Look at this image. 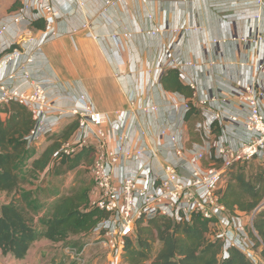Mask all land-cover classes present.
Here are the masks:
<instances>
[{
  "label": "crops",
  "instance_id": "1",
  "mask_svg": "<svg viewBox=\"0 0 264 264\" xmlns=\"http://www.w3.org/2000/svg\"><path fill=\"white\" fill-rule=\"evenodd\" d=\"M15 1L19 9L20 0H0V24L12 25L14 11L8 9ZM78 1L83 6H76L73 16L59 19L53 33L32 27L28 30L39 40L38 66L43 77L51 82L47 94L57 108H80L79 96L84 95L87 103L104 116V127L110 136L128 132L135 147L156 153L152 159L121 162L113 170L116 179L129 170L138 171L143 167L152 176L161 175L166 157L159 137L162 121L176 124L186 158L203 167L219 166L213 161L216 146L226 144L238 148L247 138L242 127L247 107L239 105L233 97L247 85L264 92V70L255 74V66L264 64V1L259 23L249 15H236L251 11L254 0H125L107 14L102 12L105 0ZM83 23L89 24L88 31L100 41L87 37L85 30L71 32ZM190 27H197L198 31L183 35L170 33L172 28ZM152 29L160 32L156 36L144 34ZM125 31L132 35L131 44L122 37ZM258 34L262 37L260 43L230 41L234 37L251 38ZM212 39L227 42L214 46ZM172 59L196 63L195 68L181 66L178 71L182 83L196 86L198 98L227 99L226 104L218 106L219 111H224L220 119L216 114L197 113L191 122V135L182 114L171 113L172 103L180 97L166 94L160 84L162 75L171 68ZM11 70L5 69L0 77ZM115 72L129 75L132 84L126 86L118 81ZM131 101L138 111L134 117L128 113ZM151 105L158 107V114L143 112ZM258 105L264 114V98L258 97ZM225 113L237 115L239 123L228 122ZM69 120L66 116L61 118L56 131ZM109 145L114 147L110 140ZM198 153H202V161L195 160ZM225 227L226 220L221 218L216 228L224 230ZM228 230L229 237L240 249L253 256L258 264H264L258 250L252 248V234L240 238L230 227Z\"/></svg>",
  "mask_w": 264,
  "mask_h": 264
},
{
  "label": "built area",
  "instance_id": "2",
  "mask_svg": "<svg viewBox=\"0 0 264 264\" xmlns=\"http://www.w3.org/2000/svg\"><path fill=\"white\" fill-rule=\"evenodd\" d=\"M124 1L105 0L102 12L110 13L116 5ZM263 1L254 0V8L251 11L236 13V15L238 17L249 15L256 23L261 22ZM76 6L82 7L83 4L78 0H20V8L11 15L12 25L19 28L14 29L12 25L6 23L0 24V73L7 68L12 69L5 76L0 77V117H7L2 109L10 104L25 107L30 112L33 122L26 139L33 144L54 135L56 124L64 116L70 121L77 122L76 132L63 146L62 151L65 155H70L86 146H92L95 149V157L89 167L93 186L88 208L103 214L93 231L100 235L101 244L107 256L114 259L120 258L124 240L134 236L135 223L142 218L161 217L179 221L199 217L213 222L215 235L222 239L225 248L235 247L253 260L251 255H247L229 237L228 227L240 238L249 233L255 235L252 228L254 214H249L247 222L249 229H247L243 215L228 211L220 201L218 192L223 186V180L229 168L234 163H247L252 160L264 163V114L258 105V97L264 98V92L257 91L253 85H247L234 94L235 101L247 107L242 127L248 136L238 148L226 144L215 147L213 161L219 166L203 167L189 161L185 156V150L179 144L176 124L162 121L159 137L166 150V157L161 175L152 176L149 169L143 167L138 171L129 170L125 176L116 179L113 170L121 162L141 158L152 159L156 157V153L135 147L128 132L110 136L104 127L106 123L104 116L87 103L84 95L79 96L80 108L68 110L57 108L47 94L52 86L51 82L43 77L38 66L36 54L39 40L28 30L32 27L33 21L40 18L45 25L42 31L53 33L55 23L63 16H73ZM89 28L88 23H83L71 32L88 31ZM190 31L196 32L198 28H172L170 33L183 35ZM159 32L158 29H152L145 31L144 34L156 36ZM6 36H9V39H6ZM86 36L100 41L98 36L89 31ZM122 37L131 44L130 32L125 31ZM230 41L260 43L262 37L258 34L251 38L234 37ZM226 42V40L218 39L211 41L214 46ZM169 65L170 69L176 70H179L181 66L196 67L195 62L179 63L175 59H172ZM243 66L244 64L241 63L240 67ZM262 70H264V64H257L256 76ZM114 77L126 86L132 84L127 74L115 72ZM187 85L193 91L192 98L186 100L180 97L179 100L174 101L171 113H181L183 120L185 112L193 107L197 113L216 114L219 119L222 117L224 111H219L218 106L226 104L225 97L198 98L196 86ZM128 109L132 117L137 116L138 111L133 101L129 102ZM158 110L157 106L151 105L143 112L152 115L158 114ZM225 117L233 125H237L240 121L237 115L225 113ZM109 140L114 143V147H110ZM203 158L202 153L195 155L197 161H202ZM221 218H225L226 227L224 230H217L216 223Z\"/></svg>",
  "mask_w": 264,
  "mask_h": 264
},
{
  "label": "trees",
  "instance_id": "3",
  "mask_svg": "<svg viewBox=\"0 0 264 264\" xmlns=\"http://www.w3.org/2000/svg\"><path fill=\"white\" fill-rule=\"evenodd\" d=\"M17 4L15 1L8 11H17ZM32 27L43 30L45 25L38 18ZM160 84L166 94L186 100L193 96L176 69L165 71ZM2 110L7 117H0V193L11 198L0 205L1 255L22 260L39 240L57 244L70 237L90 234L103 216L89 210L93 181L82 178L83 169L89 170L93 163L95 149L86 146L70 155L62 151L76 132L77 122L71 121L58 138L36 153L33 143L26 139L33 125L30 112L18 104ZM196 115L192 107L183 116L190 135ZM243 164L234 163L229 168L218 192L219 199L230 212L254 214L264 204V163L248 170ZM70 172L75 173L74 182L65 194L46 184L47 179L53 181ZM41 177L39 185L23 189ZM252 228L255 233L252 248L258 250L264 263V206L254 214ZM215 234L213 222L199 217L179 221L142 218L135 223L134 236L124 240L120 261L123 264H253L237 248H225Z\"/></svg>",
  "mask_w": 264,
  "mask_h": 264
},
{
  "label": "rangeland",
  "instance_id": "4",
  "mask_svg": "<svg viewBox=\"0 0 264 264\" xmlns=\"http://www.w3.org/2000/svg\"><path fill=\"white\" fill-rule=\"evenodd\" d=\"M70 122V120L65 121L50 138H44V140L33 144L36 153H39L52 140L58 138ZM258 164L260 162L253 160L243 164V166L248 170L250 167H255ZM83 170L82 178L91 179L88 168H84ZM74 177L75 173L70 172L53 181H50V178L46 180V177L44 179L47 185L56 188L60 194H65L74 182ZM41 179L42 177L39 180L33 179L31 184L25 185L23 189L29 190L36 187L39 185ZM226 179L227 174L223 180V185ZM10 198L11 196L0 193V205L9 202ZM249 216L246 213L242 216L247 229H249L247 226ZM101 242L100 235L94 231L81 237H70L65 242L57 244L42 239L32 244L27 256L22 260H15L10 256L3 257L0 253V264H123L120 258L114 259L111 256H107ZM252 259L254 264H258L253 256Z\"/></svg>",
  "mask_w": 264,
  "mask_h": 264
},
{
  "label": "water",
  "instance_id": "5",
  "mask_svg": "<svg viewBox=\"0 0 264 264\" xmlns=\"http://www.w3.org/2000/svg\"><path fill=\"white\" fill-rule=\"evenodd\" d=\"M264 206V204H262L255 212H254V214L260 209V208H262Z\"/></svg>",
  "mask_w": 264,
  "mask_h": 264
}]
</instances>
